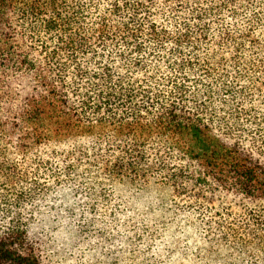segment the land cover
Masks as SVG:
<instances>
[{"label": "trees", "instance_id": "1", "mask_svg": "<svg viewBox=\"0 0 264 264\" xmlns=\"http://www.w3.org/2000/svg\"><path fill=\"white\" fill-rule=\"evenodd\" d=\"M221 209L264 227V0H0V264H177L185 218L213 264Z\"/></svg>", "mask_w": 264, "mask_h": 264}, {"label": "rangeland", "instance_id": "2", "mask_svg": "<svg viewBox=\"0 0 264 264\" xmlns=\"http://www.w3.org/2000/svg\"><path fill=\"white\" fill-rule=\"evenodd\" d=\"M207 216L210 217L207 221H211L215 227L222 226L229 233V236L225 238V243L220 247L222 249L221 254L212 256L213 264H264V227L258 229L257 226L251 223L252 218L243 215L239 211L232 212L231 210L221 209V211L215 212L212 210ZM186 220L189 219H183L185 223L183 225L188 226L189 223H186ZM183 225L177 227L178 229L175 232L177 235L175 241L182 250V259L177 264H192L200 251L195 245H204L206 241L204 242L202 237H206V234L200 228V231L194 237L196 241L187 244L186 229ZM188 229H190V225ZM143 248L150 255L161 254V248L155 241H148L147 244H143ZM217 258H220V260L216 262L215 259ZM157 262V264H161L160 260H157Z\"/></svg>", "mask_w": 264, "mask_h": 264}]
</instances>
